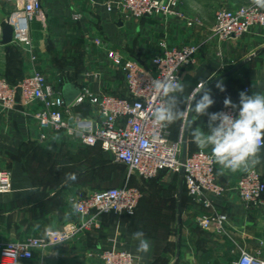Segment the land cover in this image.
Here are the masks:
<instances>
[{"label": "crops", "instance_id": "1", "mask_svg": "<svg viewBox=\"0 0 264 264\" xmlns=\"http://www.w3.org/2000/svg\"><path fill=\"white\" fill-rule=\"evenodd\" d=\"M108 1L41 0L43 18L30 22L29 47L2 42V29L17 9V0H0V75L16 82L39 71L56 88L69 80L96 94H124V71L112 60L111 52L138 58L151 67V58L162 51V42L171 47L196 44L194 59L181 80V108L201 80L212 78L222 80L226 91L212 86L216 103L211 112L224 108L226 96L238 102L240 91L264 94L262 28L255 26L240 37L221 41L214 29L216 12L199 16L184 10L186 18L159 14L136 18L108 10ZM250 2L220 0L219 9ZM41 107L37 99L14 108L0 106V171L9 173V187L0 191V241L38 236L70 221H82L86 217L76 211L79 198L127 180L126 166L100 145H84L74 134L41 128L34 117ZM70 110L71 115L99 114L98 107L87 101ZM194 115L188 152L198 149L190 130L207 122L206 116L196 119ZM180 123L178 119L171 124V130ZM258 156L260 162L254 167L264 173V146ZM244 171L222 170L217 164L224 191L213 198L214 208L227 215L220 230L198 223V217L212 209L195 203L185 185L178 221L179 171L164 170L149 180L130 177L129 182L143 191L134 214L103 213L99 226L37 253L29 264H105L101 253L111 246L129 250L136 264H231L241 250L261 255L264 208L248 205L239 196L236 183ZM67 174H75L76 179ZM141 230L151 245L147 253H137L139 241L133 239V233Z\"/></svg>", "mask_w": 264, "mask_h": 264}, {"label": "built area", "instance_id": "2", "mask_svg": "<svg viewBox=\"0 0 264 264\" xmlns=\"http://www.w3.org/2000/svg\"><path fill=\"white\" fill-rule=\"evenodd\" d=\"M180 5V0L107 2L108 10L117 9L136 18L156 14L186 18ZM42 7L41 0H17V9L8 19L13 27V42L29 47L32 45L30 22L43 18ZM255 26L264 30V8L257 6L254 0L234 8H220L215 13V34L221 41L240 37ZM161 46L162 51L151 58V67H146L138 58H125L111 52L112 60L124 71L126 92L96 94L83 87L70 104L65 103L61 88L54 87L39 71L25 75L16 82L0 75V106L14 108L18 103L26 104L37 99L42 107L34 113V117L41 128L74 134L84 145H100L104 152L127 168V180L123 185L95 190L77 200V215L86 217L84 220L70 221L38 236L0 241V264H29L37 253L67 241L84 229L99 226V217L103 213L134 214L143 191L129 182L130 177L149 180L164 170H180L188 116L183 118L176 136L172 134L170 125H155L152 113L159 105L160 98L154 93L152 81L176 77L181 82L198 46L183 44L171 47L165 42ZM86 101L98 107L97 117L71 115L70 106ZM183 165L188 195L195 203L212 209L211 213L198 217V223L204 227L215 225L220 230L227 215L214 208L213 198L220 196L224 188L218 181L217 163L211 156V149L198 148L188 152ZM8 187L9 173L0 171V191H6ZM236 188L246 204L264 208V173L250 166L238 177ZM101 257L105 264H136L129 250L117 246L104 249ZM231 264H264V253L256 255L241 250Z\"/></svg>", "mask_w": 264, "mask_h": 264}, {"label": "clouds", "instance_id": "3", "mask_svg": "<svg viewBox=\"0 0 264 264\" xmlns=\"http://www.w3.org/2000/svg\"><path fill=\"white\" fill-rule=\"evenodd\" d=\"M254 3L264 8V0H254ZM210 80H201L194 92L184 101V108L180 107L184 85L176 77H166L152 81L154 93L160 98V103L152 113L153 123L160 127H167L178 119L195 114L199 119L207 117L204 127L190 130L192 142L200 149H211V156L221 169L237 171L247 169L258 164V153L264 146V94H247V90L238 93V102H233L231 96L223 100L226 110L211 112L209 109L216 103ZM221 93L226 91L222 80L214 85ZM207 129L205 131L204 129ZM75 180V174H67ZM78 207V206H77ZM133 239L139 241L137 253H147L150 242L145 233L136 231Z\"/></svg>", "mask_w": 264, "mask_h": 264}, {"label": "water", "instance_id": "4", "mask_svg": "<svg viewBox=\"0 0 264 264\" xmlns=\"http://www.w3.org/2000/svg\"><path fill=\"white\" fill-rule=\"evenodd\" d=\"M12 41H13V27L9 23V21H7L2 29V42L4 44H7ZM217 80H218L217 78H212L210 80L209 86H211ZM61 91L66 104H70L80 93L79 87L75 83L70 82L69 80H66L63 83ZM190 120H191V114L189 115L187 122L185 124L184 135H183L182 154H181L182 166L179 170L180 186L177 192L178 221H180V217H181V202L184 192L185 169L183 164L185 163V160L188 155V134H189Z\"/></svg>", "mask_w": 264, "mask_h": 264}, {"label": "rangeland", "instance_id": "5", "mask_svg": "<svg viewBox=\"0 0 264 264\" xmlns=\"http://www.w3.org/2000/svg\"><path fill=\"white\" fill-rule=\"evenodd\" d=\"M180 3L181 9L201 16L203 13L207 15L215 13L219 9L220 0H180ZM173 128L176 129V125Z\"/></svg>", "mask_w": 264, "mask_h": 264}, {"label": "trees", "instance_id": "6", "mask_svg": "<svg viewBox=\"0 0 264 264\" xmlns=\"http://www.w3.org/2000/svg\"><path fill=\"white\" fill-rule=\"evenodd\" d=\"M9 80H10V79H9ZM10 81H12V80H10ZM12 82H15V81H12ZM216 82H217V81H215L210 87H212L213 85H215ZM182 121H183V118L181 119V123L178 124L179 126H178L175 130L172 129V133H173L174 136H176V135L178 134V132H179V130H180V127H181V124H182Z\"/></svg>", "mask_w": 264, "mask_h": 264}]
</instances>
